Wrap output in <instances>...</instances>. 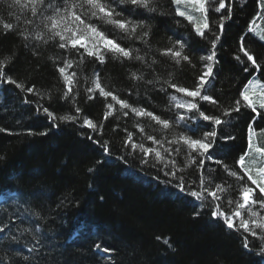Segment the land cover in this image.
<instances>
[{
	"label": "trees",
	"instance_id": "1",
	"mask_svg": "<svg viewBox=\"0 0 264 264\" xmlns=\"http://www.w3.org/2000/svg\"><path fill=\"white\" fill-rule=\"evenodd\" d=\"M224 2L226 8L220 13L212 11L218 3L209 5L208 17L213 30L218 27L216 22L221 16L227 15L228 5L231 6L232 18L224 22L223 47L217 45L219 64L213 69L216 78L207 94L219 100L220 105L228 107L251 78L233 59L241 37L244 38V46L264 68V42L248 32L252 27L256 32L264 33V11L259 7L260 0ZM10 3L11 0H0V20L14 23L10 13L16 10L9 8ZM113 7L124 17L134 21L145 20L150 25L151 50L140 40H129L126 33L113 31L112 25L97 20L92 22L106 35L118 43L122 42V46L139 49L138 54L149 60L155 58L159 63L154 67L162 78L161 83L168 78L169 72H173L175 83L185 87L194 84L202 67L199 57L207 54L202 50L206 44L195 35L193 24L175 16L170 0H156L159 9L156 13H146L143 9L133 12L131 5ZM189 12L197 23H202L199 13ZM28 30L36 29L30 26ZM181 37L187 38L189 47L185 49V54L192 58V63L196 65L194 69L185 63L183 71L176 70L171 59L159 55L157 51L170 47ZM25 43L15 32L5 33L0 25V59L14 57L5 72L25 87L35 85L42 93L51 90L54 99L50 106L46 98L35 93L21 91L14 85L0 84V97L3 99L0 102V129L4 130L0 131V197L6 196L0 203V223L7 224L6 230L0 233V264H107L93 247L98 241L102 246L116 250L112 255L115 264H264V253L259 251L258 238L243 233L249 235L250 241L248 248L243 247L242 230H230L222 221L211 218L208 210L201 209L195 198L175 188V181L172 185L164 183L172 178L165 177L160 165L151 166L154 163L151 156L145 157L149 160L145 165L140 163L143 154L139 151L128 155L130 149L122 148L125 133L121 129L125 127L134 133L133 139L138 143L153 146L133 127L132 113L120 121L109 117L104 121L102 137L78 125L62 124L59 129H50V122L42 112H36V107L37 104L49 107L57 115L69 111L63 101L56 100L60 94L57 90L62 85L53 60L49 59L59 58L62 52L49 43L37 47L39 56H34L31 46L39 42L30 39L27 42L30 47H25ZM241 59H244L242 55ZM93 70L100 73L101 83L115 91L121 99H126L133 106L147 108L162 118H171L168 96L175 90L165 94L159 91V84L153 88L152 85L129 79L131 72L142 71L145 80L153 79V75L142 68L140 61L124 60L121 63L108 56L106 63L100 65L86 59L83 75L91 76ZM260 79L264 81V76ZM88 86L82 84L77 103L83 109L82 115L99 124L105 111L104 100L97 94V99L86 102L83 89ZM176 95L192 99L183 97V94ZM198 102L206 114L219 115L218 108L206 106L207 102ZM251 118L250 110L241 108L230 129L236 139L228 142V146L219 151L214 159H222L230 166L234 163L246 147V130ZM141 120L147 134H157V126L146 119ZM117 123L120 127L113 132ZM253 127L258 132L264 129V116L256 117ZM210 130V127L202 129ZM45 131L48 132L46 136L39 135ZM181 131H184L182 127L174 128L168 138ZM88 136L109 141L112 155L105 156ZM256 139L264 146V133ZM121 155L124 160L118 159ZM176 159L181 164L186 161L183 150ZM97 161L103 163L97 164ZM89 168L95 170L90 173ZM207 168L217 166L208 162L205 176L209 175ZM217 174H213V179L220 183ZM184 175L195 179V167L188 169ZM223 179L235 187L232 178ZM232 198H237L235 193ZM196 211L200 212L199 216L194 215ZM225 211H228L226 206ZM261 215L264 216V210H261ZM13 236L15 240L11 239ZM157 237L161 240L158 241ZM72 238L75 239L72 241ZM164 239L169 240L171 248L162 242ZM34 245L36 252L30 251ZM25 256L29 257L28 261L23 260Z\"/></svg>",
	"mask_w": 264,
	"mask_h": 264
},
{
	"label": "snow or ice",
	"instance_id": "2",
	"mask_svg": "<svg viewBox=\"0 0 264 264\" xmlns=\"http://www.w3.org/2000/svg\"><path fill=\"white\" fill-rule=\"evenodd\" d=\"M170 2L174 6L175 16L183 17L193 24L195 35L206 44L202 50L207 54L199 57L202 65L201 71L195 77V82L191 87L175 83L173 72H169L168 78L161 83L162 78L156 73L154 67L159 63L155 58L149 60L146 56L138 54L139 49L122 46V42L118 43L116 39L106 35L96 23L92 22L97 20L112 25L113 31L119 30L126 33V39L140 40L148 50H151L149 44L150 25L145 20L134 21L124 17L121 12L116 11V7L113 5H131L133 12L136 9H143L146 13H156L159 11L156 7V0H111L110 3L108 0H11L9 8L16 11L10 15L14 17L15 22L8 23L0 20V25L5 33L12 31L22 37L26 42L25 47H30L27 43L30 39L39 42L37 45L31 46L34 56H39V52L36 51L37 47L46 46L49 43L62 52L59 58L49 57V59L53 60L54 69L62 85V88L57 90L60 94L56 100L63 101L69 111L57 115L56 112L50 111L49 107H43L40 104H37L36 107V112L38 114L42 112L50 122V129H59L62 124L78 125L80 128L89 129L102 137L104 121H107L109 117H115L117 121H120L132 113L133 127L143 134L145 141H151L153 146H146L144 142L138 143L133 139L134 133L129 132L125 127L121 129L125 133L122 148L130 149L128 155L139 151L143 154L140 157V163L145 165L149 163L145 157L151 156L154 160L151 166L155 168L160 165V171L164 172L165 177L172 178L166 179L164 183L172 185L175 181V188L195 198L201 209H207L211 218L222 221L228 229L236 232L242 230V235L246 233L253 238H258L260 241L259 251L264 253V216L261 215V210H264V146H261L256 139L259 134L264 133V129H260L258 132L253 127L256 117L264 116V81L260 79L261 76H264V68L258 63L256 56L244 46V38L241 37L238 51L233 59L251 78L242 86L238 97L230 106L220 105L219 100L207 93L214 86L212 82L216 77L213 69L219 64L217 45L223 47L221 37L224 33V22L232 18L231 6H227V15L221 16L220 20L216 22L218 27L213 30L208 17L209 5L218 3V6L212 8V11L220 13L222 9L226 8L224 0H170ZM259 7L264 11V0H260ZM189 10L199 13L202 23H197ZM30 26H35L36 30L30 32L28 30ZM138 30L139 34H137ZM248 32L264 42V33L256 32L252 27H249ZM186 39V37L178 38L170 47L157 50L159 55L171 59L176 70L183 71L185 63L193 69L196 67L192 63V58L185 54V49L189 47ZM134 52L137 54L134 55ZM241 55L244 59H241ZM108 56L121 63L124 60L140 61L142 68L153 75V79L145 80L143 71L140 73L131 72L130 80L152 85L153 88L159 84V91L165 94H168L169 90H175V93L168 96V111L172 113L171 118H162L161 115H157L147 108L133 106L126 99H121L115 91L109 90L101 83L100 73L95 70L91 76L83 75L86 59L103 65ZM13 58L6 56L4 59H0V84L14 85L21 91L35 93L41 98H46L51 106L54 99L51 90L42 93L36 89L35 85L25 87L23 83L13 79L5 72V68ZM78 72L81 74L78 75ZM253 73L257 75H253ZM82 84L89 85L83 89L86 102L97 99V94L104 100L105 111L99 124L82 115L83 109L77 103ZM176 93L192 99L178 97ZM136 94L139 95V92L137 91ZM198 101L207 102L206 106L212 105L218 108L219 115L206 114ZM25 103H29V101L25 100ZM241 108L250 110L252 118L247 125L246 147L230 166L224 160L214 159V157L228 146V142L236 139L230 129L239 116ZM141 118L157 126L156 135H149L145 132ZM119 127L120 125L117 123L112 131L115 132ZM176 127H182L184 131L174 133L169 139L168 134ZM209 127L210 131H202ZM0 131L4 130L0 129ZM29 134L34 133L30 132ZM47 134V131L39 133L43 136ZM88 139L97 144L105 156L112 155L109 141L97 140L92 136H88ZM182 150L186 156V161L183 164L176 159ZM118 159L124 160V156L121 155ZM208 162L214 163L220 169V173L217 174V168H207L209 175L205 176L204 172ZM102 163L103 161H97V164ZM193 167L196 170L195 179L186 177L184 173ZM94 170L89 168L88 172L91 173ZM213 174L219 176L220 183L214 181ZM223 177L232 178L235 187L233 184H228ZM192 185H197V187H192ZM233 193L236 194V199L232 198ZM225 206L228 211H225ZM256 206L259 207L254 211ZM245 214H248V218H245ZM194 215L199 216L200 212L196 211ZM6 228L7 224L0 223V233L4 232ZM25 231H29V229H25ZM249 235H243L242 238V245L245 248H248L250 244ZM11 239L15 240L16 237L13 236ZM157 240L159 241L161 238L157 237ZM162 242L167 247H172L168 239H164ZM93 247L107 264H115L112 258L116 251L114 248L104 247L99 241ZM30 251L36 252V245ZM23 260L28 261L29 257L25 256Z\"/></svg>",
	"mask_w": 264,
	"mask_h": 264
},
{
	"label": "bare ground",
	"instance_id": "3",
	"mask_svg": "<svg viewBox=\"0 0 264 264\" xmlns=\"http://www.w3.org/2000/svg\"><path fill=\"white\" fill-rule=\"evenodd\" d=\"M3 99L0 97V102H2ZM77 234H74V236H76ZM75 238H72V241L74 240ZM68 243H70L69 239L67 240Z\"/></svg>",
	"mask_w": 264,
	"mask_h": 264
}]
</instances>
